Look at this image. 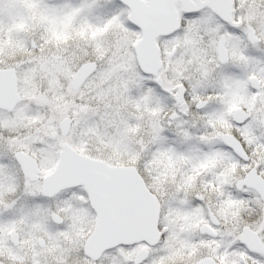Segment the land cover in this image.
<instances>
[{"label":"snow or ice","instance_id":"snow-or-ice-1","mask_svg":"<svg viewBox=\"0 0 264 264\" xmlns=\"http://www.w3.org/2000/svg\"><path fill=\"white\" fill-rule=\"evenodd\" d=\"M0 264H264V0H0Z\"/></svg>","mask_w":264,"mask_h":264}]
</instances>
